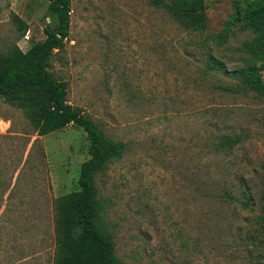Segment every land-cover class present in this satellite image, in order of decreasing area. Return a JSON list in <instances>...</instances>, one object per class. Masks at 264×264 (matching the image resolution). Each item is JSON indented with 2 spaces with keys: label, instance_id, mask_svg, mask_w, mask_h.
<instances>
[{
  "label": "rangeland",
  "instance_id": "1",
  "mask_svg": "<svg viewBox=\"0 0 264 264\" xmlns=\"http://www.w3.org/2000/svg\"><path fill=\"white\" fill-rule=\"evenodd\" d=\"M71 1L69 39L49 69L70 104L126 146L95 179L118 259L264 264V98L207 65L262 68L264 81V52L243 49L255 34L237 21L256 0H203L204 34L162 5L174 0ZM48 6L0 0V53L43 42ZM226 134L243 139L232 155L215 147ZM89 145L74 125L39 136L0 100V185L14 188L0 201V264H54L57 207L78 190Z\"/></svg>",
  "mask_w": 264,
  "mask_h": 264
},
{
  "label": "trees",
  "instance_id": "2",
  "mask_svg": "<svg viewBox=\"0 0 264 264\" xmlns=\"http://www.w3.org/2000/svg\"><path fill=\"white\" fill-rule=\"evenodd\" d=\"M49 2L44 28L46 39L34 44L27 52L15 47L9 54L0 53V100L23 111L39 136L59 132L69 125L84 130L90 140L89 159L79 168L78 190L63 197L57 207V243L54 264H122L116 256L112 237L100 225L101 206L96 177L105 172L113 161L123 158L125 144L107 136L81 108L70 104L68 85L60 81L50 66L56 51L64 49L70 35L71 0ZM162 0H154L158 7ZM176 17L180 26L190 33L204 34L207 30L203 0H174L162 4ZM242 29L254 32L244 50L260 58L264 52V0H256L239 17ZM24 34L28 26L24 24ZM208 70L230 76L242 86L251 88L264 98L262 68L248 67L228 72L223 62L210 58ZM236 89V88H235ZM234 89V91H236ZM227 92L231 91L227 87ZM216 150L232 155L243 142L241 135L230 134L217 138ZM0 185V201L12 197L13 184ZM0 202V206L2 205ZM264 228V216L262 217Z\"/></svg>",
  "mask_w": 264,
  "mask_h": 264
}]
</instances>
